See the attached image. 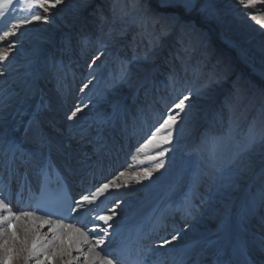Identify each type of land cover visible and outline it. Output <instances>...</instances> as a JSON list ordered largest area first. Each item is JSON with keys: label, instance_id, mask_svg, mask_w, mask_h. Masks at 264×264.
<instances>
[{"label": "bare ground", "instance_id": "obj_1", "mask_svg": "<svg viewBox=\"0 0 264 264\" xmlns=\"http://www.w3.org/2000/svg\"><path fill=\"white\" fill-rule=\"evenodd\" d=\"M47 15L46 21L14 28L31 20L20 0L0 9V51H8V59L0 61V200L7 205L0 216L8 211L35 213L24 210L26 201L11 197L9 186H14L13 193L23 188L35 191L43 168L55 165L78 195L74 222L35 215L81 228L93 243L104 241L97 251L116 264H124L121 256L125 258L124 253L141 240L146 244L139 264H264V154L250 172L243 164L249 161L251 133L243 136L240 131L241 138L225 133L211 107L190 127L179 121L171 143L145 148L149 133L173 109L162 100L169 101L167 94L176 99L177 93L166 94V89L160 100L161 88L149 87L142 93L154 69L136 74L132 63L123 66L126 59L121 53L97 63L107 56L105 51L87 64L97 49L89 38L76 40L67 23L51 11ZM211 19L217 26L213 33L220 36L222 25ZM5 32L15 34L5 37ZM59 35L63 39L56 46L61 49L51 51ZM231 69L240 82L248 81L245 89L258 76L241 77V68ZM77 108L82 111L76 112ZM205 126L208 129L201 133ZM164 149L163 157L150 159ZM161 163L163 167L157 168ZM145 170L152 173L150 177L144 176ZM113 181L118 188L98 195L91 205L83 202L84 196L97 195ZM97 216L112 219L105 224ZM51 227L28 218L17 223L21 238L27 236L29 242L37 234L45 238L38 245L43 251L28 264L56 253L59 241ZM0 232L5 233L0 235L3 252V241H11L7 222L0 224ZM165 240L171 242L164 245ZM15 247L23 245L16 241ZM87 247L83 245L85 252ZM69 259L85 264L83 253L75 250L71 257L57 253L45 264H66ZM15 262L24 264L22 258Z\"/></svg>", "mask_w": 264, "mask_h": 264}, {"label": "rangeland", "instance_id": "obj_2", "mask_svg": "<svg viewBox=\"0 0 264 264\" xmlns=\"http://www.w3.org/2000/svg\"><path fill=\"white\" fill-rule=\"evenodd\" d=\"M227 1L62 0L49 11L67 23L65 27L76 40L89 38L97 48L89 54L87 64H92L105 51L107 56L97 63H106L110 55L121 53L126 59L123 66L132 63L136 74L154 69L143 83L142 93L151 87L161 88L157 92L161 95L157 96L158 100L165 97L166 89V94L176 92L177 98L189 95L185 114L180 119L189 127L198 115L202 119L212 107L225 133H237L241 138L240 131L243 136L250 132L246 151L249 161L243 163L250 172L254 162L262 161L264 154V82L261 84L264 27L252 19L254 14L264 11V5H255L254 11L242 6L239 0ZM42 2L20 0V5L31 18L37 14L46 16L38 7ZM131 13L134 18L129 19ZM211 17L222 25L220 36L213 33L212 27L217 26ZM62 39V35L53 39L51 51L61 49L56 45ZM32 40L34 37L25 43ZM234 65L241 68V77L250 73L258 75L247 89L248 81L240 82L238 76H233L237 72L230 73ZM167 98L169 101H162L172 109L177 98L173 94H167ZM140 102L143 105L144 101ZM206 129L205 126L201 133ZM0 251L2 264L4 251Z\"/></svg>", "mask_w": 264, "mask_h": 264}, {"label": "snow or ice", "instance_id": "obj_3", "mask_svg": "<svg viewBox=\"0 0 264 264\" xmlns=\"http://www.w3.org/2000/svg\"><path fill=\"white\" fill-rule=\"evenodd\" d=\"M62 0H43L42 3L38 4L39 8H42L45 13L49 12L50 8H55L59 5ZM12 3V0H3L0 3V9L6 8L9 4ZM239 3L247 8H251L255 11L254 6L257 4L264 5V0H239ZM47 5V6H46ZM252 19L259 23L262 27H264V11L257 12L252 16ZM47 20V16L42 15H33L31 20H22L18 24L14 25V28L22 27L24 24L32 23L33 21H41ZM14 32H5L4 36L7 37L9 35H14ZM8 59V51H0V61H5ZM99 59V56L96 57ZM95 61H93L94 63ZM87 87V85H85ZM190 96L185 94L181 97L177 98L174 102V106L171 112L165 113L166 118L162 119L159 127L156 129L154 133H149V138L145 143L144 147H153V148H161L163 145L169 144L172 141L173 130L175 126L179 123L180 119L185 114V109L187 107L186 102L189 101ZM82 109L77 108L76 112H80ZM75 113L73 114V116ZM163 132L164 134H160ZM167 149H164L158 153L156 156L150 157V159L156 160L160 157H163L166 154ZM163 167V164H158L157 168ZM151 172L148 170L144 171L145 177H150ZM139 179V178H138ZM111 187H119L118 184L113 181L111 184L105 183L103 187L100 189L97 195H93L91 197L84 196L83 202L86 204H93L97 199V196L103 194L105 191L109 190ZM7 209V205L4 201L0 200V210ZM24 218H28L32 221H39L41 226L44 224H50L51 231L55 234V240L59 241V247L56 250V253L49 256L47 254L44 255V259H36L35 264H45V261H53L55 255L58 253L61 257L67 255L71 257V253L73 250L83 253L85 264H116V262L110 258L107 254L101 255L100 251L97 249L103 248L104 241L96 240L94 243L89 240V237L86 232L82 231L81 228H77L73 225H63L60 222H53L49 220H44L42 217H37L35 213L32 212H23L20 215H16L8 211L7 215L0 216V224L7 222V230L11 233V241L5 239L3 241L2 247L4 248V257L2 264H13V260L16 258H22L24 260V264H28L34 257H38L40 253L43 251L38 245L44 237L39 236V234L35 235L31 242H29L27 236L21 238L17 231V223L21 222ZM96 219L104 221L105 224L112 219L111 216H97ZM111 225H109L110 227ZM102 231H107V229H103ZM0 235H5V233L0 232ZM172 239H176L175 236ZM19 241L20 244L23 245L21 248L15 247V242ZM171 241L165 240L164 245L170 243ZM12 244L13 246H9ZM87 245V251L85 252L83 245ZM163 246V245H162ZM66 264H72V259H69Z\"/></svg>", "mask_w": 264, "mask_h": 264}]
</instances>
